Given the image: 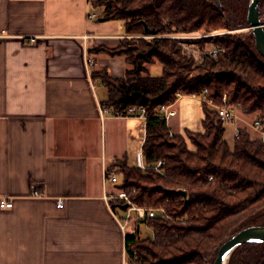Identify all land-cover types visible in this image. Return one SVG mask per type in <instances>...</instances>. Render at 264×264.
<instances>
[{"label": "crops", "instance_id": "1", "mask_svg": "<svg viewBox=\"0 0 264 264\" xmlns=\"http://www.w3.org/2000/svg\"><path fill=\"white\" fill-rule=\"evenodd\" d=\"M102 15L90 0H0V264H127L132 230L111 207L118 190L105 172L119 159L133 166L146 122L103 111L108 90L93 72L123 77L128 66L96 51L127 37ZM184 98L202 115L183 134L203 131V102L183 96L174 135Z\"/></svg>", "mask_w": 264, "mask_h": 264}, {"label": "trees", "instance_id": "2", "mask_svg": "<svg viewBox=\"0 0 264 264\" xmlns=\"http://www.w3.org/2000/svg\"><path fill=\"white\" fill-rule=\"evenodd\" d=\"M90 2L103 9L101 22L120 21L127 35L115 49H96L123 58L128 66L123 77H113L107 70L93 72L92 77L108 90L102 106L114 115L133 105L143 106L149 116L142 147L146 168L119 159L107 172L122 175L116 189L125 191L135 206L166 212L145 220L136 213L132 216L127 264H204L232 230L250 225L264 211V142L242 129L231 147L217 112L204 103L203 131H186L196 147L191 150L183 135L170 137L159 108L173 104L178 94H203L218 105L225 102L245 114L258 113L264 122V63L234 40L189 42L205 51L196 61L178 41L137 37L145 35L144 24L156 36L229 28L222 12L208 0ZM260 11L264 15V0ZM211 47L221 48L217 57L208 54ZM155 64L162 66L160 76L150 74ZM159 161L163 164L155 169ZM179 190L187 197L170 192ZM110 204L114 210L127 211L122 209L125 201L115 196ZM142 224L152 230L151 236L142 237Z\"/></svg>", "mask_w": 264, "mask_h": 264}, {"label": "rangeland", "instance_id": "3", "mask_svg": "<svg viewBox=\"0 0 264 264\" xmlns=\"http://www.w3.org/2000/svg\"><path fill=\"white\" fill-rule=\"evenodd\" d=\"M208 2L214 7L218 8L220 12H222L224 19H225L224 21L226 22L225 25L228 26L229 28L219 29V30L195 31V32H190V33H173V34L162 35V36H156V35H153V36L142 35L141 36L140 35L137 37L139 38L141 37L145 39L161 37V38H168V39L178 41L180 43V46L183 47L184 52H186L187 55L189 56L191 55L190 57L194 56L196 61H200L202 59V56L204 55L205 51L198 50L195 46L190 45L189 42L201 41L204 39H213V41H220V42L221 41L226 42L227 39L234 40L238 43H241L245 47V49H250V52L254 56H258L257 57L258 61L264 63V59L259 55L256 49L254 36H253L252 31L249 29L250 25L247 21V8H248L249 0H208ZM97 11H100V10H97ZM261 19L264 22V15L262 14H261ZM217 49H219V51L221 50L220 47H216V48L211 47L210 50L208 49L206 50H208V54L211 57H217L218 53L215 56L212 54V52ZM150 74L152 76H160L162 74V66L160 64H155V65L150 66ZM215 86L216 85H214V87ZM208 88L211 89V86H209ZM205 90H207V93H208V89L206 88L204 89V91ZM197 96L203 97V94L202 95L197 94ZM176 101H178V99ZM176 101L174 102V104L176 103ZM181 105H183V108L179 114L178 119L175 118L174 120L171 121V124L174 127L173 129L175 131L179 130L178 132L179 134H183V131L185 130V128L197 130L198 128L197 126H199L197 123L198 118L201 117L202 115L201 104H199L195 100L184 98L180 102V106ZM208 107H210L211 109H214L212 108L213 106H211L210 104L208 105ZM230 107L235 108V114L238 118V122H237L238 129L240 130L245 129L248 131L252 139H258L262 141V131L256 130V128L254 127V122L256 120H259V114L258 113L245 114L242 111H240L237 107H233V106H230ZM191 110H195L194 116H193L194 120H190L187 116V113ZM190 116H192V114ZM177 120H179L181 124L177 123ZM235 135H236L235 127L234 125H230L226 129V134L224 137L226 141H228V143L231 145V147H233ZM183 136L187 140L189 148L191 150H196V147L191 144V141L186 136V132L185 134H183ZM137 150L138 149L134 148L131 153L130 163L133 164L134 166L136 165V158H137L136 154L138 152ZM118 180L119 182L122 181V175H118ZM107 185L109 188H112L111 185L113 184L108 182ZM159 210H161V208ZM120 212L121 211H119V213ZM131 215L134 216L135 212H132ZM132 216L130 218L132 220H130L128 223L129 228H131V230L133 228V223H134ZM183 223L185 224L186 220ZM254 223L264 224V211L263 213L256 215L253 218L252 222L251 223L249 222L250 225L248 226H252L251 224L258 225ZM248 226L246 223V225L244 224L238 227L237 229L232 230V233H230L228 237L233 236L236 232ZM141 230H142V237L152 235V230L148 228L145 224L141 225ZM225 239L221 241V243L218 245L214 253L210 257L206 258V261L204 264H214L215 263L217 250L220 247V245L224 242ZM229 264H264V243L246 244V245L241 246L234 253Z\"/></svg>", "mask_w": 264, "mask_h": 264}, {"label": "built area", "instance_id": "4", "mask_svg": "<svg viewBox=\"0 0 264 264\" xmlns=\"http://www.w3.org/2000/svg\"><path fill=\"white\" fill-rule=\"evenodd\" d=\"M219 49L214 50L212 52V54L215 56L217 55ZM205 93H207V90H205ZM196 98H199L203 103L207 104V105H211L213 106L212 108H214L213 110H215L220 118V120L223 123V126L225 129H227L230 125H234L235 130H236V135L235 137H237L239 135V131L240 129H238L237 127V122H238V118L235 114V108H232L230 106H228L225 102V104L223 105H218L216 104L213 100H208L204 95L202 96H197V94H193L190 95ZM183 97L182 94H178V99ZM214 104V105H213ZM174 103L173 104H169V105H163L159 108V117L161 119H165L168 123V121L176 115V110L174 109ZM104 112H106L107 110L104 108L103 110ZM118 116H125V117H139L143 120H145V122L147 123L149 116L147 115V110L145 107L143 106H137V105H133L127 108L126 112L124 114H117ZM254 127L256 128V130H261L262 131V141L264 142V122L261 120H256L254 122ZM170 137H174V133L170 131ZM137 166L139 168L145 169V163H144V159H143V155L142 153H140L137 156ZM163 164L162 161H159L158 164L155 166V169H159V167ZM212 179V178H211ZM210 179V180H211ZM105 181L106 182H110L113 185L118 184L119 180H118V175L115 172L112 173H108L107 170L105 172ZM35 195H39L37 192L35 193ZM117 199L123 200L125 201V205H128V207L126 208V216H125V223H124V228L127 227L130 218H131V214L132 212L137 213V217L139 220H145V219H152L155 218L158 213H166L164 209L161 210H155V209H147V208H142V207H137L135 206L130 198L129 195L125 192V191H117L116 194L114 195ZM13 206V203H10L8 201H3L2 202V207L3 208H11ZM167 218L169 220H172L170 217L167 216ZM182 222H184L185 220H181Z\"/></svg>", "mask_w": 264, "mask_h": 264}, {"label": "water", "instance_id": "5", "mask_svg": "<svg viewBox=\"0 0 264 264\" xmlns=\"http://www.w3.org/2000/svg\"><path fill=\"white\" fill-rule=\"evenodd\" d=\"M262 0H249L247 8V21L249 23V29L252 31L256 49L259 55L264 59V22L261 19L260 4ZM145 25V35L153 36L156 31L150 29ZM176 195H180L184 198L187 197L186 191H170ZM128 205H124L125 210ZM264 243V224L252 225L245 227L233 236L228 237L220 245L217 250L214 264H229L234 253L243 245L246 244H262Z\"/></svg>", "mask_w": 264, "mask_h": 264}]
</instances>
